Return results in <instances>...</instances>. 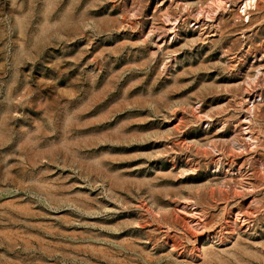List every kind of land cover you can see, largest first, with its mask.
<instances>
[{
	"label": "rangeland",
	"instance_id": "1",
	"mask_svg": "<svg viewBox=\"0 0 264 264\" xmlns=\"http://www.w3.org/2000/svg\"><path fill=\"white\" fill-rule=\"evenodd\" d=\"M244 3L0 0V264H264Z\"/></svg>",
	"mask_w": 264,
	"mask_h": 264
},
{
	"label": "bare ground",
	"instance_id": "2",
	"mask_svg": "<svg viewBox=\"0 0 264 264\" xmlns=\"http://www.w3.org/2000/svg\"><path fill=\"white\" fill-rule=\"evenodd\" d=\"M252 2H253V0H245V3H244V5L242 6V10L243 11H245L246 12V8H247V6H249V5H252ZM212 139V138H211ZM219 139V138H218ZM215 140H217V139H215ZM221 140V139H220ZM215 143V142H214ZM225 179V178H224Z\"/></svg>",
	"mask_w": 264,
	"mask_h": 264
}]
</instances>
